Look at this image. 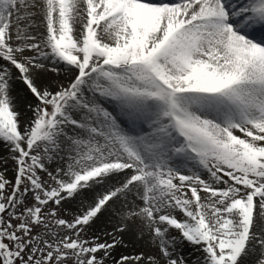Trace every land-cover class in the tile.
Instances as JSON below:
<instances>
[{"label": "snow or ice", "instance_id": "snow-or-ice-1", "mask_svg": "<svg viewBox=\"0 0 264 264\" xmlns=\"http://www.w3.org/2000/svg\"><path fill=\"white\" fill-rule=\"evenodd\" d=\"M46 63L76 74L39 87ZM14 70L38 101L23 131ZM0 142V264H106L126 231L157 255L115 264H185L179 241L199 264H264V0H0Z\"/></svg>", "mask_w": 264, "mask_h": 264}, {"label": "bare ground", "instance_id": "bare-ground-1", "mask_svg": "<svg viewBox=\"0 0 264 264\" xmlns=\"http://www.w3.org/2000/svg\"><path fill=\"white\" fill-rule=\"evenodd\" d=\"M56 64L46 63V66H54ZM45 66L44 69L34 72V79L37 86L42 88H47L49 90H56L60 85H67L72 80L71 72H56L49 70ZM56 67V66H55ZM12 89L11 94L14 97V104L16 110L19 112V121L22 129L28 124L33 117V109L38 104L37 99L32 95L30 90L24 84V82L19 78L18 72L14 70L13 79L11 81ZM14 160L11 158V153L8 147L3 142H0V172L5 171V169H12ZM64 161L54 158L47 166L50 171H54L57 167L64 166ZM124 178V174H120V179ZM116 181H113L115 183ZM103 189L97 186L95 189L87 190L85 195L88 197L89 201H92L96 194ZM81 199L84 200L82 197ZM81 199L77 198L69 199L63 202L68 208H72L74 211H81ZM108 213V214H107ZM107 214V215H106ZM102 215H106L102 217ZM95 222L92 224L90 229V234L93 236H99L101 240L105 239V233L112 232L117 224V216L114 212L109 211L103 213ZM99 220V221H98ZM173 236L179 237V233L173 231ZM93 238V237H91ZM103 238V239H102ZM195 245H192L186 241H179L176 245V252L182 256L185 260V264H199L203 254L202 252L196 250ZM143 253L145 257L157 255L156 248L152 245L149 235L145 233L143 236L134 235L131 231H126L123 234V244L118 245L115 250L112 251L109 263L108 260L106 264H115L121 256H135ZM102 255V253L100 254ZM250 260L252 258H249Z\"/></svg>", "mask_w": 264, "mask_h": 264}, {"label": "rangeland", "instance_id": "rangeland-1", "mask_svg": "<svg viewBox=\"0 0 264 264\" xmlns=\"http://www.w3.org/2000/svg\"><path fill=\"white\" fill-rule=\"evenodd\" d=\"M55 66H56V67H55ZM46 67H47L49 70H51V69H53V68L58 69V71H56V72H59V71H61V72H71V73H72V76H71L72 79L74 78V76H75V74H76V72H75L74 69H70L68 66L63 65V64H56V65L51 66V67H50V66H46ZM52 71H53V70H52ZM20 128H21V131H23L21 125H20ZM3 144H4V143H3ZM4 146H5V144H4ZM12 163H13L12 169H11V168H9V169H5V171H2V173L5 175V177H6L8 180L14 182L15 175H16V172H15V161H13ZM44 178L47 179L46 175H45ZM83 198H84V201H85V202H88V203L91 202V201H89L88 197L83 196ZM79 199H81V197H78V200H79ZM28 203H32L31 199L28 200ZM79 212H80V211H74L72 208H68V207L63 203L62 207L59 209V216L71 220L72 217H73V215L78 214ZM107 214H108V213H107ZM107 214H106V215H107ZM106 215H102L101 218H102V217H105ZM101 218H99V220H100ZM99 220H98V221H99ZM101 220H102V219H101ZM96 223H97V222H95L94 224H96ZM92 224H93V223H92ZM92 224H91V226H89L88 228H86V231H85V233L83 234V235L85 236L86 239H91V237H96V236H93L92 234H90V229L92 228ZM102 239H103V238H102ZM196 250H198V247H196ZM198 251H200V250H198ZM200 252H201V251H200ZM100 254H101V253H100ZM100 254H99V255H100ZM202 254H203V253H202ZM106 262H107V261H106ZM109 262H110V260H108L107 263H109ZM111 264H112V263H111ZM189 264H190V263H189Z\"/></svg>", "mask_w": 264, "mask_h": 264}]
</instances>
